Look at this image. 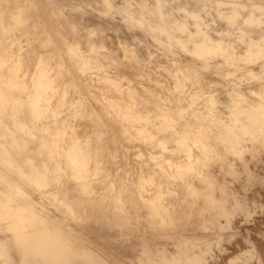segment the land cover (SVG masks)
<instances>
[{
    "label": "clouds",
    "instance_id": "9594fccd",
    "mask_svg": "<svg viewBox=\"0 0 264 264\" xmlns=\"http://www.w3.org/2000/svg\"><path fill=\"white\" fill-rule=\"evenodd\" d=\"M0 264H264V0H0Z\"/></svg>",
    "mask_w": 264,
    "mask_h": 264
}]
</instances>
